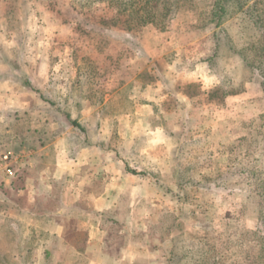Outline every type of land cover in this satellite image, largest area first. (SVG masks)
Wrapping results in <instances>:
<instances>
[{
    "label": "rangeland",
    "instance_id": "rangeland-1",
    "mask_svg": "<svg viewBox=\"0 0 264 264\" xmlns=\"http://www.w3.org/2000/svg\"><path fill=\"white\" fill-rule=\"evenodd\" d=\"M117 1L0 0V264H264V0Z\"/></svg>",
    "mask_w": 264,
    "mask_h": 264
},
{
    "label": "crops",
    "instance_id": "crops-1",
    "mask_svg": "<svg viewBox=\"0 0 264 264\" xmlns=\"http://www.w3.org/2000/svg\"><path fill=\"white\" fill-rule=\"evenodd\" d=\"M152 100H157L154 98V94H153V97L151 98ZM146 107H149V109H147L148 111V115L149 114H152L153 113V110H152V105L149 103V104H145ZM143 120V119H142ZM161 130L162 132L165 133V130L163 127L161 126H155L154 128L150 129L148 132L151 134V135H158V130ZM84 152L86 151H83L82 150V154H84ZM90 152V151H88ZM80 157V156H79ZM78 157V158H79ZM77 157L75 159H78ZM100 160L99 161H96V162H93L91 164H89L88 162L86 161H82V163H78V162H74L72 165H73V169L71 168L72 165H57V167L55 166V164H46L45 166H42L38 172H35V177L38 178V186H40L41 188H43L45 192H48L51 191L50 190V187L52 186V182L55 178H57L58 176H61L60 174H64L66 172H68V170L72 171V170H77L78 168L82 169L81 170V173H83V175L81 174L80 176H82V180L83 179H94L96 185H105V182H106V179L107 177H110L112 178L113 180H115L114 177H117L119 179H121L122 177V164L120 163L119 160L116 161V158L113 157V168L111 169L110 165L109 164H105V162H102L101 158H99ZM85 162V163H84ZM83 164H87V165H83ZM87 166V168H86ZM84 168V169H83ZM112 171V172H111ZM117 172L116 174L114 172ZM106 172H110V173H113L109 176V174H107ZM106 175V177H105ZM16 174L14 176H11L10 178L13 179L15 178ZM57 176V177H56ZM86 177V178H85ZM91 177V178H90ZM9 178V177H8ZM46 193V194H48ZM49 195L51 196L52 194L49 193ZM115 200V197H112L110 194H107V192H101V193H97L95 195H93V201L95 203H104L106 201H110L111 200ZM57 216V213H52V215L50 216Z\"/></svg>",
    "mask_w": 264,
    "mask_h": 264
},
{
    "label": "trees",
    "instance_id": "trees-1",
    "mask_svg": "<svg viewBox=\"0 0 264 264\" xmlns=\"http://www.w3.org/2000/svg\"><path fill=\"white\" fill-rule=\"evenodd\" d=\"M120 6L122 7V11L128 16L126 19L129 24V28L133 26H143L146 24H154V20L157 17L162 18L161 21L156 22H163V20L167 17V14L171 10V5L177 7L178 5L173 0H163V6L158 7L157 10H153V7L159 0H118ZM117 1V2H118ZM230 0H218V5L215 14H213L209 21L212 22L216 20V24L222 21V18L228 12L227 9V2ZM237 5L240 6L242 3L241 0H235ZM257 0H255L256 2ZM256 3L254 4L255 7ZM161 24V23H160ZM161 28L163 27V23L160 25Z\"/></svg>",
    "mask_w": 264,
    "mask_h": 264
},
{
    "label": "built area",
    "instance_id": "built-area-1",
    "mask_svg": "<svg viewBox=\"0 0 264 264\" xmlns=\"http://www.w3.org/2000/svg\"><path fill=\"white\" fill-rule=\"evenodd\" d=\"M19 155L12 150H5L0 153V171L8 176H14Z\"/></svg>",
    "mask_w": 264,
    "mask_h": 264
}]
</instances>
